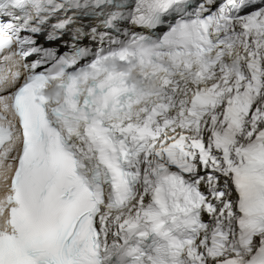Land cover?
Returning <instances> with one entry per match:
<instances>
[{
  "label": "snow or ice",
  "instance_id": "obj_1",
  "mask_svg": "<svg viewBox=\"0 0 264 264\" xmlns=\"http://www.w3.org/2000/svg\"><path fill=\"white\" fill-rule=\"evenodd\" d=\"M112 3L0 0V63ZM114 6L0 94V264H264V0Z\"/></svg>",
  "mask_w": 264,
  "mask_h": 264
},
{
  "label": "bare ground",
  "instance_id": "obj_2",
  "mask_svg": "<svg viewBox=\"0 0 264 264\" xmlns=\"http://www.w3.org/2000/svg\"><path fill=\"white\" fill-rule=\"evenodd\" d=\"M92 26H94L93 24H91ZM81 26H84L83 24H81ZM130 27H131V25H129ZM96 28H97V26H95ZM64 31H66V29L64 30ZM86 35H87V33H86ZM92 36H91V40H87L86 38L84 39V40H87V42L88 43H91L92 42V40L94 39V35L93 34H91ZM68 37V36H67ZM67 38L66 37H62L61 38V40H66ZM16 82V79L14 80V82L13 83H11L8 79L5 81V83L3 84L4 85V89H7V91L8 90H10V88L14 85V83ZM2 92H5L4 90L2 91Z\"/></svg>",
  "mask_w": 264,
  "mask_h": 264
}]
</instances>
